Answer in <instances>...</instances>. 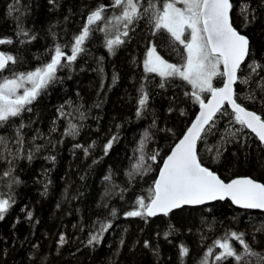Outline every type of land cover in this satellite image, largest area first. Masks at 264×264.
<instances>
[{"label": "trees", "instance_id": "obj_1", "mask_svg": "<svg viewBox=\"0 0 264 264\" xmlns=\"http://www.w3.org/2000/svg\"><path fill=\"white\" fill-rule=\"evenodd\" d=\"M139 2L143 10L149 0ZM152 2L159 6L163 0ZM231 2L233 26L250 42V55L239 73L243 78L250 71L245 65H264V0ZM10 5L15 7L11 14ZM243 5L248 9L244 15ZM100 6L105 19L91 26L84 51L68 64L74 38ZM120 13L113 0H0V39L12 41L0 44V50L15 60L0 72V83L42 68L57 46L65 54L56 79L0 127V137L7 141V147L0 145V199L11 205L0 220V264H203L209 248L213 254L207 264H258L257 257L247 256L239 262L231 257L216 261L221 249L214 242L228 236L243 255V246L230 238L232 232L243 234L251 251L264 257L262 212L240 209L227 200L184 207L167 216H126L138 210L139 198L150 202L165 158L200 105L186 81L165 80L144 68L152 44L166 60L180 65L187 55L183 46L170 42L166 32L153 35L148 16L135 21L123 36L124 27L113 20ZM117 36L124 43L109 52L106 41ZM261 77L264 70L253 75L249 85L236 88L238 103L264 118ZM223 80L216 77L214 87ZM250 93L254 100L244 98ZM144 94L148 100L141 109ZM209 97L205 95V101ZM225 107L229 114H218L215 127L199 141V158L225 181L251 177L264 184V143L249 129L241 130ZM70 126L74 132L66 134ZM17 129L22 145L16 143ZM109 141L112 146L105 153ZM142 155L143 166L137 169ZM102 225L110 227L101 232ZM94 235L100 240L90 244ZM182 247L188 249L186 255Z\"/></svg>", "mask_w": 264, "mask_h": 264}, {"label": "snow or ice", "instance_id": "obj_2", "mask_svg": "<svg viewBox=\"0 0 264 264\" xmlns=\"http://www.w3.org/2000/svg\"><path fill=\"white\" fill-rule=\"evenodd\" d=\"M178 5H183V7ZM113 6L121 9L120 15L114 16L113 20L117 25H123L125 29L121 33L123 36L128 35L127 29L130 25L142 16H148L149 23L154 28L153 35L166 32L170 42H178L183 46L187 54L183 65L177 66L166 62L153 47L147 53L144 68L146 72L157 74L165 80L179 77L186 81L194 90L193 95L200 105V113L195 122L165 159L159 171V178L155 180L154 188L150 190V202L146 204L143 198H139L137 200L138 210L129 211L126 216L151 217L157 214L167 216L170 211L182 205H201L226 198L244 209L264 210V184L251 178H238L225 183L214 171L204 166L197 149L198 141L204 138L202 134L211 132L215 127L217 114L221 116L229 114L225 105L230 107L234 123L240 125L241 130L249 129L261 143H264V118L238 103L239 95L236 88L238 84L249 85L252 82V76H259L264 70V65L253 61L245 65L250 69L248 75L243 78L239 75L242 71L241 66L245 64L250 55V48L248 38L233 26L230 16L233 9L231 0H163L159 6L149 0L147 7L143 10H141L139 0H113ZM14 10V5H10L9 14ZM247 10V5H243L242 15L246 14ZM104 11V6H100L88 15L82 32L74 38L71 55L67 56L68 64L73 63L78 54L84 51L82 45L93 31L91 26L105 19ZM245 20H247L246 15ZM21 34L27 35V32L21 28ZM11 42V40L0 39V44ZM122 43L124 41L117 36L115 39H107L106 46L108 51L112 52ZM64 56L61 48L57 46L51 61L42 68L21 74L15 79H4L0 83V127L8 123L10 118L19 116L25 110V106L31 104L40 91L56 79L58 68L64 66L61 64ZM9 62L15 63L13 56L0 53V71L4 70ZM221 65L223 71L220 70ZM218 76L224 78L222 87L213 86V79ZM25 83L31 84V87H25ZM258 86L260 91L264 92V77H261ZM160 87H164L163 82ZM21 88L24 89L23 94L17 95ZM202 92H208L211 95L207 103L199 95ZM244 98L254 100L255 94L250 93ZM147 100L148 96L144 94L139 100L141 109L144 108ZM137 115H140V111ZM23 127L22 124L20 128ZM74 130L75 126H70V131L66 134H72ZM229 134L234 136L235 132L229 131ZM16 143L20 145L23 143L20 129H17ZM0 145L7 147L4 137H0ZM111 146L112 141H109L105 146V153ZM141 151H143V142ZM219 154V149H217L215 159L219 158ZM28 158L31 159V155ZM143 159L142 155L141 163L136 165L137 169L143 166ZM150 159L155 161L156 155L151 156ZM10 206L8 199H0V220L4 219V213ZM115 214L113 210L112 215ZM31 218L32 213L29 212L28 219ZM107 227L110 225H102L101 232L106 231ZM230 238L243 246V255L236 252L229 243V237L226 236L223 240L214 242L215 246L221 249L220 253L215 256L216 261L227 260L231 257L239 262L247 256L257 257L258 264H264V257L251 251L243 239V234L232 232ZM99 240L100 236L94 235L89 243H98ZM65 242V237L61 235L60 245ZM187 252V248H181L182 255H186ZM212 254L213 250L209 248L205 253L203 264H207V257ZM245 264L248 262L245 261Z\"/></svg>", "mask_w": 264, "mask_h": 264}, {"label": "water", "instance_id": "obj_3", "mask_svg": "<svg viewBox=\"0 0 264 264\" xmlns=\"http://www.w3.org/2000/svg\"><path fill=\"white\" fill-rule=\"evenodd\" d=\"M230 16H231V13H230ZM232 20V19H231ZM249 40V39H248ZM249 48H250V42H249ZM0 53H3L1 50H0ZM4 54V53H3ZM6 55V54H5ZM247 60V59H246ZM246 62V61H245ZM8 65V64H7ZM6 65V66H7ZM243 66V65H242ZM241 66V67H242ZM1 72V71H0ZM223 86V84L220 86V87H222ZM211 99V95H210V97L205 101V103H207V101L208 100H210ZM225 106H228V105H225ZM229 107V106H228ZM230 108V107H229ZM248 110V109H247ZM251 111V110H250ZM199 113H200V106H199V111H198V113H197V115H196V117L194 118V120L192 121V123L190 124V126L188 127V129L191 127V125L195 122V120H196V118H197V116L199 115ZM219 114V113H218ZM217 114V115H218ZM187 129V130H188ZM250 131V130H249ZM187 132V131H186ZM186 132H185V134H186ZM184 134V135H185ZM254 134V133H253ZM183 135V136H184ZM203 135V134H202ZM255 135V134H254ZM183 138V137H182ZM181 138V139H182ZM180 139V140H181ZM179 140V141H180ZM179 141L176 143V144H178L179 143ZM176 144L174 145V147L172 148V150L175 148V146H176ZM198 145H199V141H198V143H197V149H198ZM172 150H171V152H172ZM171 152H170V154H171ZM169 154V155H170ZM168 155V156H169ZM167 156V157H168ZM166 157V158H167ZM165 158V159H166ZM165 161V160H164ZM164 163V162H163ZM163 167V164H162V166H161V168ZM215 173V172H214ZM215 174H217V173H215ZM218 175V174H217ZM219 176V175H218ZM220 177V176H219ZM159 178V174H158V177H157V179ZM221 178V177H220ZM238 178H251V177H236V178H234V179H238ZM156 179V180H157ZM222 179V178H221ZM251 179H253V178H251ZM223 180V179H222ZM233 179H231V180H229V181H225V180H223L225 183H228V182H231ZM254 180V179H253ZM254 181H256V182H258V183H261V182H259V181H257V180H254ZM261 184H263V183H261ZM230 201L231 202V200L230 199H224V200H216V201H211V202H206L205 204H201V205H182L180 208H176V209H173L172 211H170L169 212V214L170 213H172V212H174V211H177V210H180V209H182V208H184V207H203V206H209V205H212V204H214V203H216V202H219V201ZM234 206H236V207H238V208H240V209H243V210H251V211H257V212H262V213H264V210H259V209H244V208H241V207H239V206H237V205H235V204H233ZM163 214H157V215H155V216H151V218H153V217H156V216H162Z\"/></svg>", "mask_w": 264, "mask_h": 264}, {"label": "rangeland", "instance_id": "obj_4", "mask_svg": "<svg viewBox=\"0 0 264 264\" xmlns=\"http://www.w3.org/2000/svg\"><path fill=\"white\" fill-rule=\"evenodd\" d=\"M178 6H179V7H183V5H178ZM118 26H123V25H122V24H119ZM153 47L156 48V46H155L154 44H152V45L148 48L147 53H148V51H149L151 48H153ZM156 53H157L162 59H164L166 62H168V63H172V64H175V65H177V66H180V64H176V63H173V62H171V61L166 60V59L160 54V52L157 50V48H156ZM146 59H147V55H146ZM182 65H183V64H182ZM220 70L222 71V65H221ZM214 80H215V78L213 79V86H214ZM207 94H210V93H208V92H202V93H199V95L201 96V99H203L204 101H205V95H207ZM198 103H199V102H198Z\"/></svg>", "mask_w": 264, "mask_h": 264}]
</instances>
